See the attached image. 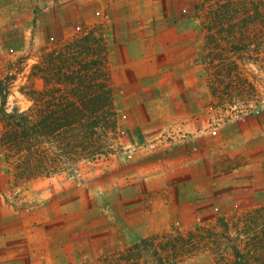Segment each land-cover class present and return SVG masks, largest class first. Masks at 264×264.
Segmentation results:
<instances>
[{
    "label": "rangeland",
    "instance_id": "374dc122",
    "mask_svg": "<svg viewBox=\"0 0 264 264\" xmlns=\"http://www.w3.org/2000/svg\"><path fill=\"white\" fill-rule=\"evenodd\" d=\"M86 34L107 48L102 155L65 148L53 174L45 157L23 174L0 121V264H93L144 241L143 264H264V174L195 203L209 181L172 163L205 135L264 150V0H0V106L32 109L48 55Z\"/></svg>",
    "mask_w": 264,
    "mask_h": 264
},
{
    "label": "trees",
    "instance_id": "16d2710c",
    "mask_svg": "<svg viewBox=\"0 0 264 264\" xmlns=\"http://www.w3.org/2000/svg\"><path fill=\"white\" fill-rule=\"evenodd\" d=\"M106 51L103 37L86 34L59 52L49 54L45 63L46 71L50 72L44 78L46 89L29 94L33 108L28 111L7 112L6 98L2 96V142L12 154L20 155L23 174L39 173L40 166L45 165L44 157L50 164L46 171L53 174L65 148L81 156L101 154L100 137L102 132L107 135L106 128L115 117L106 75ZM0 87V91L5 89L2 84ZM62 138L67 140L66 145L58 141ZM44 143L49 145L48 152L43 149ZM68 162L72 166L75 161L68 159ZM149 246L158 251L153 241H144L121 256L105 257L93 264H143L142 249ZM168 253L174 255L173 250ZM159 262L165 264L161 258Z\"/></svg>",
    "mask_w": 264,
    "mask_h": 264
},
{
    "label": "crops",
    "instance_id": "0c3cea01",
    "mask_svg": "<svg viewBox=\"0 0 264 264\" xmlns=\"http://www.w3.org/2000/svg\"><path fill=\"white\" fill-rule=\"evenodd\" d=\"M138 57L133 51L129 59L134 60ZM185 65L188 64H181L182 67H185ZM180 88L182 87L180 86ZM223 137L209 138L205 135L202 138H197L192 142V146L196 147L197 150L195 154H193L192 150H188V155H183L180 159L175 158V160H172V163L176 162L180 164L178 165L180 168L176 167L174 170L172 169L174 174H194L188 175V180L191 181L192 187L196 188L194 185L200 186L201 180H204V178L209 181L207 185L211 190L203 188L193 192L190 191L192 192V197L193 195L196 197L195 203L204 202V200H210V198L214 197H219L223 201L224 197H230L233 194V190H230L231 188L228 187L236 180L234 174H240V179L245 176V180L252 175L264 174V150L260 149L263 145L251 148L250 145H245L246 141L243 143L240 141L242 136L237 137L232 135L229 138L223 135ZM237 148H241L242 151L239 152ZM247 159L250 160L248 161ZM237 163L243 165L237 166ZM237 167L240 171H236ZM193 180H196L195 184ZM214 186L228 189L222 192L214 188ZM197 209L198 206H195V210Z\"/></svg>",
    "mask_w": 264,
    "mask_h": 264
}]
</instances>
